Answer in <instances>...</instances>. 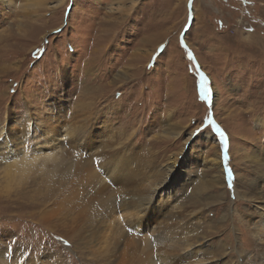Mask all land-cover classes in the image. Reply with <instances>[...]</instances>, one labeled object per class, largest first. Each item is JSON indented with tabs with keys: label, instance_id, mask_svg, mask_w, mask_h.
Returning <instances> with one entry per match:
<instances>
[{
	"label": "rangeland",
	"instance_id": "1",
	"mask_svg": "<svg viewBox=\"0 0 264 264\" xmlns=\"http://www.w3.org/2000/svg\"><path fill=\"white\" fill-rule=\"evenodd\" d=\"M109 143L121 174L93 158ZM263 151L264 0H0V264H107L122 239V264L158 263L147 230L124 235L128 213L106 217L108 183L128 177L163 226L185 219L216 259L262 264L246 219L254 181L264 191ZM25 153L38 159L9 175L4 161ZM215 155L221 185L173 182H210Z\"/></svg>",
	"mask_w": 264,
	"mask_h": 264
},
{
	"label": "bare ground",
	"instance_id": "2",
	"mask_svg": "<svg viewBox=\"0 0 264 264\" xmlns=\"http://www.w3.org/2000/svg\"><path fill=\"white\" fill-rule=\"evenodd\" d=\"M14 122H15V116L13 114L9 115L8 121H7V126L12 127V124ZM4 129H5V126H4L3 130ZM46 132H47V130H46ZM209 137H210L209 134L205 135L206 139H208ZM19 144L20 143H16V146ZM104 147H105L104 148L105 150L103 148H101L100 150H98V149L92 150L94 152V156H93L94 160L96 159L98 162H99V160H104V161L99 162L98 168L104 167L105 169L109 170V172H111V175L116 173L115 170L117 171V173L121 174L120 168L118 167V160L115 161L114 157H110V155H108V152L111 149H114L115 147H117V144L109 143V144L105 145ZM262 150L263 149H261V148H257V149L255 148V150L252 152L253 154L251 153V157H250L251 162L256 163L257 165H258V163L259 164L261 163L262 158L259 156V152ZM184 152H185L184 153V155H185L186 151H184ZM206 152H209V151L207 150ZM29 157L31 158V161H32L29 165H31L32 163H34L38 159V156L36 157L34 155L32 157L31 156H29ZM29 157L25 153V154H23V156L20 159H11L9 161H4V162H6L5 163L6 169H9L8 174L9 173L11 174V172H12L15 175H17V173L21 175L25 171H28L29 167H26V166H29L27 164ZM203 158H205L204 155H203ZM220 158L221 157L216 156V158L209 159V161L211 163H212V161L218 160L215 163L218 167V174H215L212 177V180L210 182L209 181L207 182V181H205V179H202V178L200 179L199 177H197L196 179L189 178V177H184V178L176 177V178L172 179L173 176L170 173H173L172 172L174 170L172 167L173 164L167 166V169H166L168 171L167 175H168V177L170 176V178L173 180V182L175 184L177 183L176 185L178 187L184 186V187H187V189L188 188L190 189L191 184L195 185L197 183L198 186L200 185V186L204 187V189H210L212 187L215 188L216 185H221V182L223 181L222 178H223L224 166H222V163H221L222 158L221 159ZM74 165L76 166L75 167L76 169H74V171H73L74 174H77L78 172L82 171V168L86 166V165L83 166V163L81 160H77ZM131 166H133V165L131 164ZM10 170H11V172H9ZM14 174H11V176H13ZM20 175H19V177H20ZM129 179H130L129 177L125 178V180H119L118 179L119 182L118 183L114 182L115 184L110 183V182L108 183V185H109L108 187L110 189L109 190L110 196H106L107 200H109L111 198V202L112 203H113V201H115V202H114V204L111 203L110 205L107 206L105 214H106V217L111 218L110 221H112V222H117L118 218L120 221H123L124 215H123L122 211H124L130 215L128 217H131V220L128 219L129 221L124 222V224L128 223L130 225V228H131V229H129V231L124 232V235L127 237L129 236L130 233L138 234L142 230H145V231L147 230L149 232L147 234H149V237H151V239L154 240V243L152 244V246L154 247L153 249L155 250L154 251L155 253L151 252V254L154 253L155 256H158L156 258L158 263L154 262V264H176L175 262L177 260L179 261L178 264H234V263H226V262L220 261L219 259H216L221 254L220 252H218V253L213 252L212 253L211 251H207L208 249L206 248L207 249L206 250L204 247V246H206L205 245V242H206L205 239L203 237H200V235L199 236L196 235L197 232L195 231V229H190L191 227L187 229L186 228L187 226L185 227V223L187 222L185 219L176 218L177 222L173 223L176 225L173 226V224H171V225L167 224V225L163 226V222H165L163 220H167V219L162 218L163 220L161 221V219H158L157 216L154 217V215L157 214L159 211L155 210V209H154L155 212L152 211V208H151L152 204H153L152 195L150 194V192L148 191L146 186L142 184V185H140V188H135L136 186L134 187L132 184V181ZM252 189L253 190L257 189V191H256V194H258L257 197L259 198V201H261L262 203H260L259 201H255L254 199H251L250 193H244V195L240 194V196L244 197V198H250L251 201L255 202V205L258 207L256 213H250L249 218L246 219V224H247L248 230L250 231V233L253 236L252 239L256 240L258 243L255 246H256V248H259V252L263 256L261 259L262 260L261 263L264 264V191H262L260 189L257 180L254 181V183L252 184ZM210 194L213 197V200L216 201L218 195L213 193V192H211ZM237 195H239V194H237ZM105 203H106V201H105ZM97 205H98L97 203L93 204V206H92L94 208L93 211L98 210L96 208V207H98ZM90 210H92V208ZM119 211H121V212H119ZM89 214H90L89 212L87 213V215L84 214L80 221L84 222L86 218H89V216H88ZM168 217L171 219V218H175L176 216L170 214L167 216V218ZM181 230L182 231L185 230V232L180 233ZM189 236L196 237V239L192 240V238ZM123 242H124V239H122L120 242H118L117 244H114L112 246L110 253L107 256L109 258L106 262L107 264H122L123 263L122 260H123L124 254H125L124 251H126V250H124V248H125L124 245H122ZM253 247H254V245H253ZM161 251H164V254H162V255H164L166 258L165 257H164V259L161 258L162 257V255H160ZM233 251H235V250H233ZM159 256H161V257H159ZM169 256H170V259H168ZM130 260H129V262H130ZM133 262L131 260V263H133ZM18 264H39V263H35L34 260L27 258V259H23L22 261L19 260ZM124 264H125V262H124ZM126 264H129V263H126Z\"/></svg>",
	"mask_w": 264,
	"mask_h": 264
},
{
	"label": "snow or ice",
	"instance_id": "3",
	"mask_svg": "<svg viewBox=\"0 0 264 264\" xmlns=\"http://www.w3.org/2000/svg\"><path fill=\"white\" fill-rule=\"evenodd\" d=\"M189 2L191 3V0H189ZM188 56H189V59H191L192 58V53L189 52ZM204 83H205L204 77H203V74H201L200 94H201L202 98H207V89L204 87ZM208 123L212 124V120L209 119ZM212 126L215 128L216 132H220L221 139L223 140L224 139V133L218 127H215L214 124ZM197 131H199V129ZM229 187L231 188L232 185L229 184ZM64 243H67V241H64Z\"/></svg>",
	"mask_w": 264,
	"mask_h": 264
}]
</instances>
